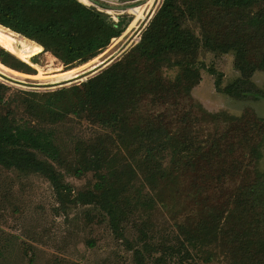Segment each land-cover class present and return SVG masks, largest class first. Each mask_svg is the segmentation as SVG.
<instances>
[{"label":"trees","instance_id":"obj_1","mask_svg":"<svg viewBox=\"0 0 264 264\" xmlns=\"http://www.w3.org/2000/svg\"><path fill=\"white\" fill-rule=\"evenodd\" d=\"M121 10L100 0H0V25L40 45L65 71L90 62L94 68L111 41L127 35L133 15ZM232 10L250 20L234 28L239 18L225 20ZM197 27L210 32L203 38ZM138 40L80 84L32 91L0 82V166L45 177L62 202L72 190L62 169L77 177L92 172L93 190L79 194L78 202L99 207L120 239L125 224L158 202L182 212L185 245L212 242L226 264H264V120L252 132L257 122L250 116L209 114L191 97L202 70L214 77L217 93L262 97L244 87L256 63L264 70V0H163L134 45ZM230 52L240 77L224 85L223 73L200 54ZM0 62L34 74L1 47ZM68 124L87 125L94 134L74 142L71 163L62 138ZM122 150L141 157L151 187L145 198L113 175ZM135 257L144 264L139 251Z\"/></svg>","mask_w":264,"mask_h":264},{"label":"rangeland","instance_id":"obj_2","mask_svg":"<svg viewBox=\"0 0 264 264\" xmlns=\"http://www.w3.org/2000/svg\"><path fill=\"white\" fill-rule=\"evenodd\" d=\"M100 1L114 8H122L121 11L132 14L134 19L139 11L152 0ZM162 2L163 0L160 4ZM233 12V10L228 12L225 20L232 23L239 18V23L234 24V28L242 25L245 20H250L242 13L239 15ZM193 24L190 21L186 27L190 29ZM194 30L203 38L205 33L208 35L210 32L200 27ZM138 42L139 40L134 45ZM262 55L264 56V51ZM257 57H253V61ZM34 58L37 63H33L31 58L33 64H40L47 68L49 64L47 55L40 54ZM54 58L55 66L65 68L59 59ZM200 59L223 73L224 85L240 77V72L234 65L233 52L220 55L203 53L200 54ZM256 64L257 68L250 85L244 88L249 92H258L262 96L259 99L248 96L237 100L217 93L214 77L202 70L201 82L192 89V100L200 104L209 114L227 112L233 116L243 114L250 116L257 122L256 128L252 131L255 132L259 127L261 128L260 119L264 120V70L260 69V62ZM30 67L34 70V74L37 73V70ZM89 69L90 66L86 65L79 74H85ZM0 82L20 88L1 79ZM58 89L61 88L54 90ZM67 126L69 127L62 129V138L66 148L65 153L71 163L74 160L72 157L74 142L89 139L93 129L87 125L74 127L68 124ZM262 153L260 170L264 172V147ZM164 159L167 166L169 157L165 156ZM114 164L117 172L113 175H120L124 182H131L135 196L145 198L149 194L151 187L147 180V173L143 171L141 157L137 153L122 150L115 158ZM129 170L132 172L130 173ZM62 172L64 183L72 188L63 202L57 197L53 186L45 177L39 174L24 175L16 170L0 166V264H139L135 257L136 251L143 255L144 264H226V258L212 245V242L210 244L196 243L198 245L194 249L188 244L185 245L186 238L180 230V226L186 224L181 216L182 212L168 211L166 208H161L158 202L150 208L142 209L130 220V223L123 226L124 238L116 237L110 228L108 216L99 207L91 204L82 205L78 202L79 194L93 190L96 182L93 173L89 172L77 177L64 169ZM225 188L232 187L225 186ZM222 195H225V191ZM202 204L209 205L205 199H202ZM186 248H189L188 253Z\"/></svg>","mask_w":264,"mask_h":264},{"label":"bare ground","instance_id":"obj_3","mask_svg":"<svg viewBox=\"0 0 264 264\" xmlns=\"http://www.w3.org/2000/svg\"><path fill=\"white\" fill-rule=\"evenodd\" d=\"M161 0H152L145 7H143L132 23L128 26V30L119 38L112 40L111 44L106 48L105 52L99 57L100 64L92 68L93 62L85 65L74 67L73 69L65 71L61 66H55L53 56L48 53H44L43 48L29 40H26L15 33L4 29L0 26V46L4 47L8 52L14 54L18 59L28 63L32 66L37 73L31 75H25L19 72H15L0 63V79L5 81L3 77L21 80L23 83L35 84V85H60L64 82L79 78L84 74H79L81 70H84L86 65L90 66L89 71L94 76L101 72L108 66H110L115 60L120 58L117 56L126 53L129 50L130 40L137 39L143 30L147 27L154 14L157 12L160 6ZM45 54L48 56V66L45 69L40 64H33L31 58L36 55ZM83 79L73 81L65 87L80 84ZM63 87V85L58 88Z\"/></svg>","mask_w":264,"mask_h":264},{"label":"water","instance_id":"obj_4","mask_svg":"<svg viewBox=\"0 0 264 264\" xmlns=\"http://www.w3.org/2000/svg\"><path fill=\"white\" fill-rule=\"evenodd\" d=\"M140 41V38H139ZM122 53L120 52V54H118L117 56H121ZM92 73L90 72H86L84 75L80 76L79 78H75L74 80H70L67 82H64L60 85H35V84H27V83H23L21 80H17V79H12V78H7V77H3L5 82H8L14 86L20 87V88H24V89H30V90H54L57 89L59 86L63 85V87H65L64 85H67L73 81H76L78 79H83L82 82L87 81L89 78L93 77L91 75ZM81 82V83H82ZM62 88V87H60Z\"/></svg>","mask_w":264,"mask_h":264}]
</instances>
